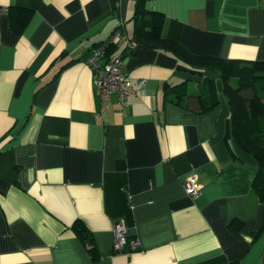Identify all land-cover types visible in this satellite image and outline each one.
<instances>
[{
    "label": "crops",
    "instance_id": "1",
    "mask_svg": "<svg viewBox=\"0 0 264 264\" xmlns=\"http://www.w3.org/2000/svg\"><path fill=\"white\" fill-rule=\"evenodd\" d=\"M146 6L190 54L264 62L263 0ZM135 7L0 0V264H264L257 162L230 135L221 79L164 49H128ZM20 8L31 16L17 32L9 13ZM117 27L124 37L112 57L135 88L125 105L115 94L103 104L85 62ZM185 80L189 96L171 101L169 87ZM189 176L201 186L194 197L184 189ZM233 219L243 222L238 234ZM118 220L140 249L112 252Z\"/></svg>",
    "mask_w": 264,
    "mask_h": 264
},
{
    "label": "trees",
    "instance_id": "2",
    "mask_svg": "<svg viewBox=\"0 0 264 264\" xmlns=\"http://www.w3.org/2000/svg\"><path fill=\"white\" fill-rule=\"evenodd\" d=\"M146 3L147 0H136L133 16L135 29L129 43L132 48L140 46L170 51L191 68L211 72L221 79L223 92L231 110L230 135L236 144L257 162L252 178V187L264 204V62H242L234 59L190 54L180 44L162 35L163 14L148 9ZM17 12L20 14L15 16L9 13V18L12 28L19 32L28 22L31 10L20 8ZM116 29H120V27L115 28L114 31ZM97 46H103L105 58L111 59L117 43L108 41ZM126 47L131 49L128 45ZM168 92L172 94L169 98L171 101L180 103L182 97L189 96L187 81L170 86ZM200 104L203 109H209L215 106L217 101L208 103V105L202 101ZM242 223L239 219H233L229 223V228L238 234ZM73 227L77 234L85 240L90 252L93 253L94 247L85 226L81 222H75ZM92 255L96 256V254ZM213 263L214 261L209 264Z\"/></svg>",
    "mask_w": 264,
    "mask_h": 264
},
{
    "label": "built area",
    "instance_id": "3",
    "mask_svg": "<svg viewBox=\"0 0 264 264\" xmlns=\"http://www.w3.org/2000/svg\"><path fill=\"white\" fill-rule=\"evenodd\" d=\"M123 37L122 31L116 29L112 32L109 41L118 43ZM127 45L132 48L129 41ZM85 62L91 69L93 84L99 90L103 104L111 95L115 94L118 103L125 105L127 99L135 94V88L130 82L129 74L124 68L120 56L106 59L103 46H97L92 49ZM143 82L144 80H138L140 85ZM200 188L195 176H189L184 181V189L191 197L196 196L200 192ZM113 233L114 238L111 246L113 253H123L126 246L131 251L140 249L139 238L129 236L122 221L118 220L113 224Z\"/></svg>",
    "mask_w": 264,
    "mask_h": 264
},
{
    "label": "rangeland",
    "instance_id": "4",
    "mask_svg": "<svg viewBox=\"0 0 264 264\" xmlns=\"http://www.w3.org/2000/svg\"><path fill=\"white\" fill-rule=\"evenodd\" d=\"M197 82V80L196 79H189V85L192 87V86H194L195 85V83ZM232 82V81H231Z\"/></svg>",
    "mask_w": 264,
    "mask_h": 264
}]
</instances>
